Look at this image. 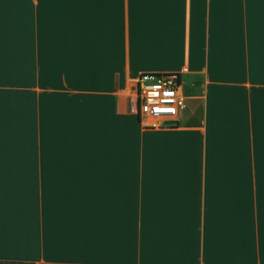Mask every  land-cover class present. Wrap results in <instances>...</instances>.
<instances>
[{
  "label": "crops",
  "instance_id": "0c3cea01",
  "mask_svg": "<svg viewBox=\"0 0 264 264\" xmlns=\"http://www.w3.org/2000/svg\"><path fill=\"white\" fill-rule=\"evenodd\" d=\"M0 264H264V0H0Z\"/></svg>",
  "mask_w": 264,
  "mask_h": 264
},
{
  "label": "built area",
  "instance_id": "2783aa9c",
  "mask_svg": "<svg viewBox=\"0 0 264 264\" xmlns=\"http://www.w3.org/2000/svg\"><path fill=\"white\" fill-rule=\"evenodd\" d=\"M183 107L177 74L144 73L137 79V113L150 126L175 120Z\"/></svg>",
  "mask_w": 264,
  "mask_h": 264
}]
</instances>
